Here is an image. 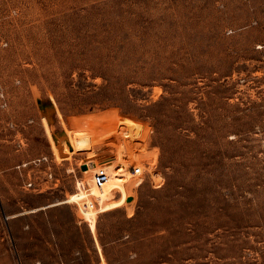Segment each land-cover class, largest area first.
Instances as JSON below:
<instances>
[{
  "label": "rangeland",
  "instance_id": "1",
  "mask_svg": "<svg viewBox=\"0 0 264 264\" xmlns=\"http://www.w3.org/2000/svg\"><path fill=\"white\" fill-rule=\"evenodd\" d=\"M0 264H264V0H0Z\"/></svg>",
  "mask_w": 264,
  "mask_h": 264
},
{
  "label": "built area",
  "instance_id": "2",
  "mask_svg": "<svg viewBox=\"0 0 264 264\" xmlns=\"http://www.w3.org/2000/svg\"><path fill=\"white\" fill-rule=\"evenodd\" d=\"M140 174H143V170H142L141 166H132L131 167V175H140ZM92 175H93L92 176L93 185L95 186V188L98 191H104L105 187H107L108 183L110 182L111 177H110L109 172H107L104 167H97ZM30 185H31V182H28L27 186H30ZM113 190H115L114 187H111L109 189V191H111V192ZM88 193H89L90 199L89 200L83 199L81 207L85 210L95 209V210H97V212H101L100 200H99L98 196L94 192L93 193L88 192ZM77 207H78L79 211H81L78 204H77Z\"/></svg>",
  "mask_w": 264,
  "mask_h": 264
},
{
  "label": "water",
  "instance_id": "3",
  "mask_svg": "<svg viewBox=\"0 0 264 264\" xmlns=\"http://www.w3.org/2000/svg\"><path fill=\"white\" fill-rule=\"evenodd\" d=\"M76 142H77V145L81 147V150H89L90 149V146L88 145L87 136H79ZM85 168H86V164H82L81 169L83 170Z\"/></svg>",
  "mask_w": 264,
  "mask_h": 264
},
{
  "label": "bare ground",
  "instance_id": "4",
  "mask_svg": "<svg viewBox=\"0 0 264 264\" xmlns=\"http://www.w3.org/2000/svg\"><path fill=\"white\" fill-rule=\"evenodd\" d=\"M96 170V169H95ZM93 176V175H92ZM92 179V178H91ZM92 181V190H91V192L93 193H95L97 196H98V198H99V200H101L102 199V193L104 192V191H98L96 188H95V186L93 185V180H91Z\"/></svg>",
  "mask_w": 264,
  "mask_h": 264
}]
</instances>
